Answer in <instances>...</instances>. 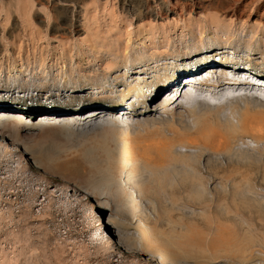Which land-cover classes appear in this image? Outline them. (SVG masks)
I'll return each instance as SVG.
<instances>
[{
  "label": "rangeland",
  "instance_id": "rangeland-1",
  "mask_svg": "<svg viewBox=\"0 0 264 264\" xmlns=\"http://www.w3.org/2000/svg\"><path fill=\"white\" fill-rule=\"evenodd\" d=\"M171 1L0 0V264H264V220L249 214L264 203V149L252 170L207 168L264 133L220 142L211 128L240 129L245 112L209 123L195 100L223 95L189 80L264 74V23L165 15ZM101 108L139 113L81 136Z\"/></svg>",
  "mask_w": 264,
  "mask_h": 264
},
{
  "label": "bare ground",
  "instance_id": "bare-ground-1",
  "mask_svg": "<svg viewBox=\"0 0 264 264\" xmlns=\"http://www.w3.org/2000/svg\"><path fill=\"white\" fill-rule=\"evenodd\" d=\"M62 1L67 4H71V3L80 4L83 0H62ZM187 1L188 2L186 3H184L183 0H174L165 3L160 2L159 3L161 4L160 10H163V13L165 15H168L169 13L172 12L176 14L177 13L181 14L183 12L184 7H186V9L192 13L210 7L211 9H213V11L214 9H216V11L219 12V15L221 13L226 17H230L231 19L246 18L247 20L248 19L250 20L252 16L256 18L257 22L264 23V0H187ZM25 4L26 3H24L22 7V10L24 11L28 9L27 7L28 5ZM148 11H149L148 14H150V16L152 17L154 11L153 10L151 11L150 6L148 7ZM216 16L215 17L213 16V19L214 18L216 19V20L214 19V21L217 24L216 26L217 31H225L227 26H220L222 20L217 18L218 16L217 17ZM216 49L221 50L223 48H216ZM160 61H161L160 58L156 59L154 60L153 64L158 65L160 64ZM215 69L216 70H212L213 75H217L219 71L218 68ZM196 77L197 76L189 77V80L193 81L194 83H198L201 86L209 85L210 83H214V82L217 83L214 85V87L218 88L219 91H216L213 94L216 95L221 94L223 95L222 99L225 100L221 103L212 102L211 100H206V99L195 100V103L197 104L195 107L196 111L201 116L203 117L205 116V118L206 116H208L206 120L209 123L212 122V120L211 121L208 120L210 118L213 120L215 119L223 120L225 118L231 120L234 118H238V115L241 112H245L244 114L241 113L243 114L241 117L244 116L245 117L242 120H240L241 121L240 129H238L236 126L229 127L224 131L211 128V132L213 136L219 138L220 142L228 143L229 140H231L232 138L235 140L236 136L240 134L247 136L251 132H253L254 134L255 131L256 132L258 131V134L264 133V97H263L264 94L263 96L261 95L259 96L257 92V89L259 88H255L257 86L264 88V74L256 73L254 71H248L244 68H238V69L231 68L229 70V73L227 72V75L222 76L219 79V81L218 80L214 81V79L212 78L201 79ZM182 88L183 86L180 87L178 86L177 88H175V91L179 92L180 90H182ZM14 92H19V91L14 90ZM2 96H4V94ZM0 108L10 109V107L7 106H0ZM11 108L14 110H18L17 108H13L12 106ZM101 109L102 110L95 111L87 119L81 121V124L83 126V133H80L81 136H89V135L93 136L94 134H96L100 126L103 128L107 127L105 130L103 129V131L105 132H112L114 130H118V128L119 130L123 129L125 128L124 125L126 123L132 121L130 117H133L134 115H137L139 113L138 110L135 109L117 111L118 109L114 108L113 110L111 109L112 110L111 112L109 109H107L109 110V112H106L107 110H105L104 108ZM96 122H99L97 126H96ZM69 123H72V119L65 118V119H61L56 126H62ZM71 136H72L71 137L72 140H74L73 137L81 138V136H79L76 133ZM71 138L69 139V141H71ZM260 139L261 138H259V140ZM246 148L249 149V152L240 151L227 156H224V154L222 153V156H219L220 157L219 159L217 157L214 162L210 160L211 164L209 161V164L207 165V168L210 169V174L216 175L221 171H223L224 169H227L228 166H232V165L238 167L249 166L251 167L250 169L252 170V167H257L259 164H261L260 163L261 157L263 158L262 149H264V147L260 145L259 146L250 145L249 147L247 146ZM255 208H251L252 211L251 209H249L251 212L248 213L251 214L250 216L251 219L260 218L261 220L262 218L264 220V203L260 204V206L256 205Z\"/></svg>",
  "mask_w": 264,
  "mask_h": 264
},
{
  "label": "clouds",
  "instance_id": "clouds-1",
  "mask_svg": "<svg viewBox=\"0 0 264 264\" xmlns=\"http://www.w3.org/2000/svg\"><path fill=\"white\" fill-rule=\"evenodd\" d=\"M19 92H14V94H13V91L12 92H10V94H5V95H7L8 97H11V96H13V98H16V100H15V102H17V103H21V100L20 101H17L18 99H22V98H25V99H27L28 101H30V99H34V97L32 96L30 99H29V96H27V95H30V92H29V90H24V91H21V90H18ZM31 92H33V91H31ZM27 94V95H26ZM45 95V94H44ZM54 96H52V97H54L55 99H57V100H59V97H57V95H55V94H53ZM61 97H63V96H61ZM60 97V98H61ZM64 97H65V95H64ZM49 99V98H48ZM46 97H40V98H37V100H40L41 102H43V103H48V100ZM62 99V98H61ZM49 104V103H48Z\"/></svg>",
  "mask_w": 264,
  "mask_h": 264
}]
</instances>
